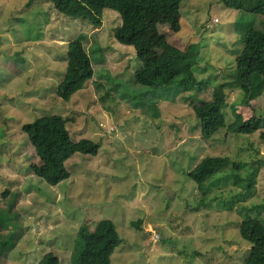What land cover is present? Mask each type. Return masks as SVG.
Segmentation results:
<instances>
[{
  "label": "rangeland",
  "instance_id": "1",
  "mask_svg": "<svg viewBox=\"0 0 264 264\" xmlns=\"http://www.w3.org/2000/svg\"><path fill=\"white\" fill-rule=\"evenodd\" d=\"M175 1H142L123 14L105 10L102 26L93 28L46 0H0V243H8L0 245V264H39L48 253L72 264L78 234L101 221L113 222L122 239L111 264H244L250 257L239 228L245 209L255 208L249 217L264 222V131L239 135L232 127L204 140L193 107L228 81L230 127L235 116L243 123L264 118V99L242 103V90L229 81L244 34L264 32V23L221 0H185L172 9ZM156 5L158 11L150 8ZM172 25L180 27L175 39ZM81 37L94 76L65 102L57 91L68 45ZM167 44L199 46L195 76L208 88L198 101H185L181 90L136 85L135 73ZM51 116L63 117L74 143L100 147L97 156H73L70 178L55 187L32 170L43 163L23 132ZM208 157L229 159V168L239 160L259 163L252 191L226 182L204 200L189 174ZM234 191L245 201L231 210L218 204Z\"/></svg>",
  "mask_w": 264,
  "mask_h": 264
},
{
  "label": "trees",
  "instance_id": "2",
  "mask_svg": "<svg viewBox=\"0 0 264 264\" xmlns=\"http://www.w3.org/2000/svg\"><path fill=\"white\" fill-rule=\"evenodd\" d=\"M46 1H49L61 16L85 21L93 28H100L105 10L123 14L139 7L142 1L150 0ZM154 1L157 3L158 0ZM182 1L185 0L180 2L176 0L172 9H177ZM220 3L228 9L249 13L256 17L258 22L264 23V0H221ZM156 7L157 5L150 6L152 10H157ZM172 28L175 39L174 33L179 32L180 27L176 29L172 25ZM84 40L85 38L81 37L68 45V67L57 91V96L65 102H69L75 94L82 91L94 76L93 58L84 48ZM243 40L244 48L235 60L236 69L229 71L232 78L229 81L242 90L244 94L242 103L249 104L256 99H264V32L252 29L244 34ZM198 47L182 50L165 45L161 56L148 62L143 69L135 73L136 85L154 91L160 90L164 94H174L181 90L188 95L184 98L185 101L190 99L192 102L198 101L199 94L205 93L204 89L208 88L203 86L204 81H199L195 76L202 60L200 55L196 54ZM95 49V53L97 52L99 56L94 58L98 60V57H102V50L98 44ZM227 82L213 88L208 101L193 107L204 140H210L221 130L232 127H238L239 135L254 136L264 131V118L261 115L252 116L244 123L241 117L235 116V122L230 127L227 119L228 103L225 86ZM23 132L35 149L37 158L43 163V166H33L32 170L39 179L52 187L70 178L66 164L73 156L76 154L97 156L100 149L99 145L91 140L74 143L62 116L45 117L34 123L25 124ZM255 152L258 153L257 150ZM258 164L239 160L233 164V168H229L231 165L229 159L208 157L189 174V177L198 184L204 200H208L213 188L217 187V184H226V182L233 183L243 191L246 188L252 191L255 176L259 171ZM8 193L7 191L6 195ZM246 198L244 193L237 194L234 191L227 200L217 199V201L219 205L231 210L239 201H245ZM210 204L211 202L205 203L207 207ZM254 209L243 210L248 217L239 228L241 238L252 248L251 255L244 264H264V222L249 217V213ZM4 244L8 245L5 240L0 243V245ZM121 244L122 239L113 222H98L94 231L89 233L87 228H84L78 234L71 255L72 264H111V258ZM40 264H60V259L57 254L48 253Z\"/></svg>",
  "mask_w": 264,
  "mask_h": 264
},
{
  "label": "clouds",
  "instance_id": "3",
  "mask_svg": "<svg viewBox=\"0 0 264 264\" xmlns=\"http://www.w3.org/2000/svg\"><path fill=\"white\" fill-rule=\"evenodd\" d=\"M41 262V261H40ZM40 264V263H39Z\"/></svg>",
  "mask_w": 264,
  "mask_h": 264
}]
</instances>
